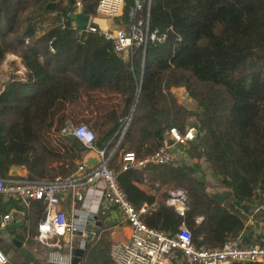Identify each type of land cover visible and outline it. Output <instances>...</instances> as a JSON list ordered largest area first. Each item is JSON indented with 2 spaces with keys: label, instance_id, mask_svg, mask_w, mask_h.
I'll return each mask as SVG.
<instances>
[{
  "label": "trees",
  "instance_id": "1",
  "mask_svg": "<svg viewBox=\"0 0 264 264\" xmlns=\"http://www.w3.org/2000/svg\"><path fill=\"white\" fill-rule=\"evenodd\" d=\"M75 1L95 16L97 0H66L63 6L0 0V66L10 54L24 69L23 80L12 75L0 81V179H9L11 167L23 168L27 181L69 177L87 149L60 130L69 117L86 116L93 148L110 155L107 167L125 199L145 208L147 227L171 235L183 224L197 248L235 239L262 245L244 222L264 206V0H150L149 28L164 34L165 42L133 46L125 58L98 32L71 28L67 16ZM131 5L126 2L114 24L133 21ZM35 10L37 19L23 22ZM43 22L48 28L38 33ZM177 90L194 110L178 102ZM189 119L196 121L195 139L174 147L190 164L173 159L120 170L124 153L150 155L165 144L169 129L182 133ZM205 169L214 175V187L230 192L221 204L203 180ZM143 181L155 185L154 194L139 189ZM176 190L185 196L183 216L164 203ZM32 215L41 219V213L27 212V229ZM87 253L88 246L81 257Z\"/></svg>",
  "mask_w": 264,
  "mask_h": 264
},
{
  "label": "built area",
  "instance_id": "2",
  "mask_svg": "<svg viewBox=\"0 0 264 264\" xmlns=\"http://www.w3.org/2000/svg\"><path fill=\"white\" fill-rule=\"evenodd\" d=\"M127 1H131L129 14L133 21L126 27L115 31L99 30L93 24L98 19H113L120 16ZM150 0H97L95 16H88L86 29L80 32H98L106 41L111 42L114 52L127 54L133 47H142L148 44L162 45L165 35L150 29L148 24ZM80 3L75 1L72 13L80 11ZM71 28L75 29L71 22ZM53 52L52 50H50ZM186 96V94L184 93ZM83 127L85 134L76 133ZM193 127L186 128L182 133L172 128L168 130L167 139L173 141L174 146H182L192 142L196 135L191 134ZM91 134L89 139L88 134ZM62 136H72L89 151H95L100 158V164L93 168H84L79 163L72 175L67 178L53 180L27 181L25 179H0V196L11 199L38 200L44 204L43 219L37 224L32 240L35 243L52 248L54 240L65 235L72 236L82 233L84 227L73 218H66L58 208L63 197H70L72 202L83 201L87 193L94 195L99 212L114 209L121 221L129 228V237L124 242L113 243L109 247V258L112 264H169L179 254L186 264H263L264 244L242 246L238 239L227 241L220 247L213 249L197 248L192 244L191 236L183 224L179 225L174 234L168 235L161 231L147 227L141 220L144 209H135L119 190L114 173L107 167L108 157L103 151L93 148L94 136L85 124H65L60 130ZM165 144L142 158H136L133 153H124L121 156L120 170L133 169L141 171L149 165L167 164L173 161L170 148ZM165 205L174 209L178 216H183L187 210L185 196L180 191L170 192ZM264 213V206L256 207L254 213ZM9 214L3 215L0 227L4 228L11 223ZM201 217H196L199 223ZM6 258L0 251V264H5ZM69 264V258L64 261Z\"/></svg>",
  "mask_w": 264,
  "mask_h": 264
},
{
  "label": "crops",
  "instance_id": "3",
  "mask_svg": "<svg viewBox=\"0 0 264 264\" xmlns=\"http://www.w3.org/2000/svg\"><path fill=\"white\" fill-rule=\"evenodd\" d=\"M93 24L101 31H115L123 27L122 25L114 24L113 19L96 18ZM122 56L125 58L126 54H123ZM3 64H5V62ZM20 68L22 69L21 65ZM17 74L15 76L19 77L20 80H23V76L20 77ZM9 79L10 78L3 80L0 78V81L6 82ZM174 94L182 106L188 110L195 109V105L190 103L189 99L187 100V97L182 90H177ZM171 153L173 159L178 162H186L189 164L192 162L184 156V152L179 148L171 147ZM79 163H81V159L75 163V167ZM11 168L9 172L11 171ZM16 173L17 177H10L8 173L9 179H21L26 174L23 168H17ZM203 180L207 183H212L214 186L216 185V179L210 170H204ZM138 187L145 193L154 194L153 189L155 185H150L143 181V184ZM218 191L224 190L216 187L209 190L210 194H216ZM170 192L175 191H168L165 201L168 199ZM93 195L94 194L91 192L87 193L82 202H72L69 196L62 198L58 208L64 213L67 219L70 220V218H73L79 225L83 226L84 231L81 234L75 233L72 236L65 235L55 239V245L52 248H47L33 242L32 240L36 226L44 216L43 203L38 200H28V202H25L22 199H11L0 196V222L2 216L6 214L11 215L13 220L8 224L13 225L12 228L6 230L5 227L8 225L4 228L0 227V251L6 258L5 264H64V261L71 256L72 248L80 247L83 252L87 246L88 253L86 257L80 258V264H112L108 254L110 245L126 241L129 237L130 231L128 226L121 221L120 216L114 209H109L102 213L99 212V207L96 206L95 200H93ZM155 195L158 196V193ZM141 208L145 211L144 207ZM254 210L255 209H253L249 215H246L244 227L248 229V233L252 236L251 238L253 241L257 239L264 244V214L261 212L254 213ZM27 212L41 213V219L37 221L35 216L32 215V222L29 229H27L28 223L25 219V214ZM93 216H97L100 219V227H95L93 225V221L91 220ZM18 243L19 247L16 246ZM254 244L259 243L256 241L250 243V245ZM20 250H23L24 254H21L19 252ZM169 264L186 263L185 260L177 254L175 259Z\"/></svg>",
  "mask_w": 264,
  "mask_h": 264
},
{
  "label": "water",
  "instance_id": "4",
  "mask_svg": "<svg viewBox=\"0 0 264 264\" xmlns=\"http://www.w3.org/2000/svg\"><path fill=\"white\" fill-rule=\"evenodd\" d=\"M68 19L70 22H72L75 26V29L78 31H83L86 29V25L88 22V15L84 12V10H80L76 13H70L68 14ZM196 125V121L194 119H189L186 123V128L193 127L191 130V134L195 135L196 134V129H194V126ZM173 145V141L171 139H166L165 140V146L166 147H171ZM100 164V158L96 154L95 151H89L86 154H84L81 157V165L84 168H93L96 167ZM17 167H12L11 171L9 172L10 177H17L16 173ZM213 195V200L217 202L218 204L223 203L229 196L230 192L229 191H218L216 194ZM25 202H28V198L24 197L22 199ZM93 221V225L95 227H100L101 221L97 216H93L91 218ZM13 225H8L5 227V229H10L12 228ZM19 247V243L16 245ZM21 254H24L23 250L19 251ZM82 254V248L80 247H75L71 249V256L69 257V264H80V258Z\"/></svg>",
  "mask_w": 264,
  "mask_h": 264
},
{
  "label": "rangeland",
  "instance_id": "5",
  "mask_svg": "<svg viewBox=\"0 0 264 264\" xmlns=\"http://www.w3.org/2000/svg\"><path fill=\"white\" fill-rule=\"evenodd\" d=\"M48 1H51L53 3H56V4H59L61 6L65 5V2L66 0H48ZM122 14V12H121ZM120 14V16H121ZM38 12L35 10V11H30V12H27L25 13L24 17H23V22H32L33 20L37 19L38 17ZM118 16V17H120ZM48 28V24L47 22H43L42 24L40 25H37L36 26V31L38 33H41L43 31H45L46 29ZM123 28V27H122ZM5 62V64H3ZM2 63V66L0 67V78L3 79V80H7L8 78H10L12 75H17L22 77L23 75V68L21 69L20 68V65H19V61H18V58L13 56V55H6L5 58H4V61ZM17 65V67H16ZM188 100V98H187ZM190 103L194 104L193 102H191L189 100ZM84 119H86V116L85 118H81L80 116H77V117H72L65 122V124H72V125H77L78 123H80L79 121H82V123H84L88 128L89 126L83 122ZM209 184L211 185L210 189H213L214 188V185H212V183L209 182Z\"/></svg>",
  "mask_w": 264,
  "mask_h": 264
},
{
  "label": "clouds",
  "instance_id": "6",
  "mask_svg": "<svg viewBox=\"0 0 264 264\" xmlns=\"http://www.w3.org/2000/svg\"><path fill=\"white\" fill-rule=\"evenodd\" d=\"M76 134H77L78 136H83V135L85 134L83 127H82L81 130H80L79 132H77ZM88 137H89V139H91V134H90V133L88 134Z\"/></svg>",
  "mask_w": 264,
  "mask_h": 264
}]
</instances>
